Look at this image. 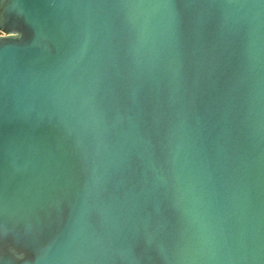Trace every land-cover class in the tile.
<instances>
[{
  "label": "water",
  "instance_id": "obj_1",
  "mask_svg": "<svg viewBox=\"0 0 264 264\" xmlns=\"http://www.w3.org/2000/svg\"><path fill=\"white\" fill-rule=\"evenodd\" d=\"M0 264H264V0H0Z\"/></svg>",
  "mask_w": 264,
  "mask_h": 264
},
{
  "label": "built area",
  "instance_id": "obj_2",
  "mask_svg": "<svg viewBox=\"0 0 264 264\" xmlns=\"http://www.w3.org/2000/svg\"><path fill=\"white\" fill-rule=\"evenodd\" d=\"M1 34V33H0Z\"/></svg>",
  "mask_w": 264,
  "mask_h": 264
}]
</instances>
